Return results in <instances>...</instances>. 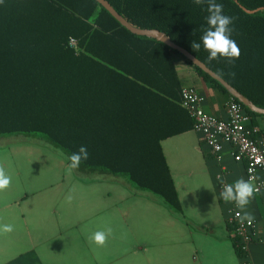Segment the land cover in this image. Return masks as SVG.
<instances>
[{
	"label": "trees",
	"instance_id": "1",
	"mask_svg": "<svg viewBox=\"0 0 264 264\" xmlns=\"http://www.w3.org/2000/svg\"><path fill=\"white\" fill-rule=\"evenodd\" d=\"M107 1L133 26L163 32L264 109V0H216L234 18L240 56L231 62L209 60L203 47L207 0ZM177 57L228 93L162 41L130 32L96 0H2L0 138L39 137L67 156L86 146L88 159L72 169L76 178L110 175L87 178L119 182L135 196L149 193L199 228L183 213L161 144L195 127L181 101ZM244 107L256 126L262 114ZM231 238L242 256L233 232Z\"/></svg>",
	"mask_w": 264,
	"mask_h": 264
},
{
	"label": "crops",
	"instance_id": "2",
	"mask_svg": "<svg viewBox=\"0 0 264 264\" xmlns=\"http://www.w3.org/2000/svg\"><path fill=\"white\" fill-rule=\"evenodd\" d=\"M176 65L183 88L194 87L202 94L201 109L206 114L226 118V105L231 94L212 87L183 59L177 57ZM261 114L253 121L259 128L258 137L264 138V113ZM12 142H15L16 153H21L24 145L40 146L36 147L35 157L32 149L28 153L38 164L46 161L48 176L52 173L57 175L53 183L48 182L49 188L68 191L69 186L73 189L77 185L92 189L96 186L84 187L82 180L79 182L69 167L68 156L61 149H53L44 139L23 137ZM161 144L183 213L199 228L186 225L154 196L141 194L139 198L135 196L139 201L134 204L128 202L126 199H132L133 195L118 184L129 193L123 196L121 202L111 204L107 214L100 209L99 218L96 215L84 221L65 219L63 223L53 218L58 229L51 233L49 221L40 223L38 217L42 212H36L49 209V205L36 200L40 193L38 190L27 192L28 188H25L0 202V215L9 212L8 221L3 224L13 225L12 231L1 233H6V238H10L15 246L9 255L1 258L0 264H264V185L246 208L257 224V237L249 245L246 257L237 254L231 238L233 226L228 223L227 217L231 210L238 207L235 202H224L222 187L217 184L216 177L222 172L225 183L239 178L247 180L246 164L234 160L231 146L227 143L223 145L222 161L219 162L194 129L168 137ZM10 151L13 152V149ZM15 174L22 178L25 171L19 168ZM44 174L43 171L41 178ZM77 175L82 178L110 176L97 173ZM258 180L264 183V171L258 173ZM97 181L99 186L117 184L106 179ZM110 194L107 191L104 195ZM128 207L142 211L138 215L134 212L130 214V211H125L131 210ZM114 210L123 220L122 231L114 229L113 217L109 216ZM82 229L87 230L88 235ZM107 229H111V234L103 245L90 239L95 232Z\"/></svg>",
	"mask_w": 264,
	"mask_h": 264
},
{
	"label": "rangeland",
	"instance_id": "3",
	"mask_svg": "<svg viewBox=\"0 0 264 264\" xmlns=\"http://www.w3.org/2000/svg\"><path fill=\"white\" fill-rule=\"evenodd\" d=\"M20 138H23V136L0 138V166H3L5 174L11 177L9 186L3 190H0V202L10 199L14 194H18L22 192V190H26L27 188V192H30L31 189L33 191L38 190L40 193L38 194L39 197L36 200H39V202L47 204L50 207L46 210H36V212H42L41 216L38 217V219L40 223L49 221V232L51 233H54L55 231H57L56 229H58V225L56 224L57 222H54V220L59 221V223H63L65 219L68 220L76 218L82 219L84 221L90 220L96 217V215L99 218L98 213L100 212V209H103L107 214V209L109 210V206L111 204H114V202L118 201L121 202V200H124L123 196L130 192L128 189L127 190L129 192L126 191V189L120 188L123 185L119 182L117 184H113L114 186H112L111 184L99 186L97 185L98 183H100L99 181L89 178L76 179H79V182H81L82 180V185L84 187H91L92 185H96L94 189L83 188L80 185V187L77 185L76 188L74 187V189L69 186L68 191H61L57 187L49 188L48 182L53 183V181L56 180L57 175H54L52 173L48 176L46 161L44 160L43 164H38L33 160V158L30 157L28 151L32 149L34 151L33 156L35 157V153H37L35 151L36 147L40 146L24 145L21 153H16L15 150L17 148H15V144H13L15 142L12 141L20 140ZM11 149H13V152L10 151ZM53 163L58 164V162L56 161H53ZM19 168L20 170L25 171V174L22 175V178L20 177L21 179L15 174L17 173V170ZM43 171L45 172V174L43 178H41V173ZM118 184L120 187H118ZM107 191L111 192V194L105 196L104 194ZM142 195L146 196L150 194L142 193ZM137 197L139 198V196ZM137 197L133 195L131 196L132 199L126 200L128 202H133L134 204L135 201H139ZM133 207L135 206L133 205ZM133 207H128L131 210L125 211H130V214L134 212L137 215L142 211L138 208ZM118 213V211L114 210V213H109V216L113 217L114 229L122 231L123 220L119 218L121 215H119ZM8 217V211H6V213L3 215L1 214L0 225H3V222L8 221ZM53 218L55 219L53 220ZM82 231L85 234L89 233L84 229H82ZM5 234L6 233L2 234L0 231V260L4 256L9 255L10 251L15 248L14 244L11 242V239L6 238Z\"/></svg>",
	"mask_w": 264,
	"mask_h": 264
},
{
	"label": "built area",
	"instance_id": "4",
	"mask_svg": "<svg viewBox=\"0 0 264 264\" xmlns=\"http://www.w3.org/2000/svg\"><path fill=\"white\" fill-rule=\"evenodd\" d=\"M70 46L77 49V41L74 38L70 39ZM181 101L195 122L194 130L201 135L202 141L210 148L216 159L222 161L223 145L229 144L234 160L246 164L247 180L254 183L260 192L264 185L258 180V173L264 171V138L255 136L259 128L251 127V118L245 105L231 95L226 105V118L206 114L201 109L203 96L194 87L182 88ZM218 175L224 177L222 172ZM217 184L222 187L218 180ZM242 216L241 210L235 208L229 212L227 221L233 226L232 232L239 240L243 252L241 257H246L249 245L257 237V224L253 219L251 222L248 219H241Z\"/></svg>",
	"mask_w": 264,
	"mask_h": 264
},
{
	"label": "clouds",
	"instance_id": "5",
	"mask_svg": "<svg viewBox=\"0 0 264 264\" xmlns=\"http://www.w3.org/2000/svg\"><path fill=\"white\" fill-rule=\"evenodd\" d=\"M2 2V0H0ZM194 4L200 6L205 3V0H193ZM208 13L206 17L207 29L204 31L201 39L203 47L208 51L209 60L217 59L218 56H224L229 58V62L233 58H239L240 48L237 42L232 38V32L234 31V18L226 15L223 11V5L217 3L216 0H207ZM194 50H198L201 44L192 41L191 44ZM235 75V73H232ZM89 153L86 146H80L78 151L73 152L68 156L70 161L69 167L71 169L79 168L80 164L87 160ZM217 180L222 185L221 197L225 203L235 202L237 207L244 212L241 219H248L251 222V213L246 211L247 206L251 200L259 192V188L250 180L239 178L232 183H225L222 176H217ZM11 177L5 174L3 166H0V190H3L9 186ZM70 199V198H69ZM13 230V225L3 224L0 225V231L10 232ZM111 234V229L106 231L95 232L90 239L96 244L103 245L108 235Z\"/></svg>",
	"mask_w": 264,
	"mask_h": 264
},
{
	"label": "water",
	"instance_id": "6",
	"mask_svg": "<svg viewBox=\"0 0 264 264\" xmlns=\"http://www.w3.org/2000/svg\"><path fill=\"white\" fill-rule=\"evenodd\" d=\"M103 8H105L110 14L117 19L122 26L127 28L130 32L141 35V36H147L155 38L159 41H162L166 45H168L173 50L178 51L182 56H184L187 60L192 62L193 65L201 69L203 72L211 76L213 79L220 82L226 90L235 97L238 101H240L242 104H244L246 107L250 108L253 111L264 113V109L258 108L255 106L249 99L241 95L237 90H235L231 85H229L223 78H221L219 75H217L215 72H213L211 69H209L202 61L197 59L195 56H193L191 53H189L184 48L180 47L179 45L175 44L171 39H169L163 32L156 30V29H142L133 26L130 24L127 20H125L114 8L113 6L107 1V0H96Z\"/></svg>",
	"mask_w": 264,
	"mask_h": 264
}]
</instances>
